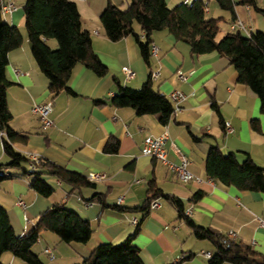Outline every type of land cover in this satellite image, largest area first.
Returning <instances> with one entry per match:
<instances>
[{"label": "crops", "instance_id": "0c3cea01", "mask_svg": "<svg viewBox=\"0 0 264 264\" xmlns=\"http://www.w3.org/2000/svg\"><path fill=\"white\" fill-rule=\"evenodd\" d=\"M75 1L84 28L92 34L93 49L109 70L100 77L78 63L69 80L74 93L63 90L54 96L49 90L50 80L31 50L23 12L25 0H4V4L12 2L17 6V10L3 13L4 19L18 26L24 37L23 45L10 53L7 67V76L13 82L8 88V105L13 115L11 126L28 135L25 142H17L14 147L25 155L37 153L70 171L84 175L102 173L105 178L94 181L95 186L73 188L53 175L44 174L45 179L51 176L60 187L58 191L46 179L54 192L44 196L31 188V176L20 168L3 169L11 176L0 181V203L8 209L16 233H28L42 212L62 202L90 220L94 234L85 244L72 242L67 246L60 243L56 233L43 230L32 250L38 255L42 250L54 263H79L90 256L97 245L120 244L139 227L133 243L147 264H210L211 256L207 252L213 255L214 245L210 240L195 237L172 203L159 197V208H146L150 183L154 181L164 193L180 198L186 210L192 208L190 218L197 224L228 236L234 231L237 235L232 238L264 254V226L261 224L264 222V191L239 190L210 178L206 170L207 155L214 145L224 154L235 153L240 162L251 157L264 167V112L259 96L239 81V73L228 57L218 52L194 55L187 42L177 40L168 30L156 31L152 36L158 53L152 56L150 68L134 35L118 41L107 36L101 15L109 0ZM111 1L121 7L128 5L127 0ZM192 1L167 0L171 7ZM258 2L264 8V0ZM235 11L236 21L246 28L243 32H264L262 12L243 4L236 5ZM207 15L221 18L218 38L232 31L235 24L232 14L223 10L216 0H208ZM135 30L144 35L137 22ZM53 42L49 40L50 45ZM124 66L131 67L135 75L128 77ZM179 70L189 75L187 81L178 78ZM151 71L159 73L154 79L159 91L168 97L176 90L188 96L168 124L160 122L156 115H139L132 107L111 104V97L118 91L115 77L124 85L140 88ZM213 101L218 104L219 113L212 107ZM48 102H52L53 124L44 128L32 108ZM253 121L257 122V128ZM164 135L169 161L180 164L186 159L188 169L194 174L191 181H180L166 163L143 154L147 136ZM112 137L120 142L117 153L105 150ZM9 161L0 133V164ZM199 191L202 196L195 199ZM96 193L104 194L106 205L98 201L87 203L86 199ZM20 200L24 204H20ZM134 217L139 219L137 225L131 222ZM56 246L61 254L51 259L46 249L54 251ZM1 262L28 264L12 252H5Z\"/></svg>", "mask_w": 264, "mask_h": 264}, {"label": "trees", "instance_id": "16d2710c", "mask_svg": "<svg viewBox=\"0 0 264 264\" xmlns=\"http://www.w3.org/2000/svg\"><path fill=\"white\" fill-rule=\"evenodd\" d=\"M127 1L128 5L121 7L109 0L101 15L102 25L111 40L118 41L127 35H134L144 61L150 68L153 56L152 36L160 30H168L177 40L187 42L194 55L218 52L228 57L239 73V81L248 85L259 96L261 110L264 112L263 31L246 34L236 29L218 38L221 18L209 17L208 2L203 0L182 2L173 7L169 6L167 0ZM216 1L223 10L232 14L234 21L237 20L235 7L238 4L248 5L264 14V8L258 0ZM3 4L4 0H0V133L3 136L4 152L10 157V161L0 164V181L11 176L8 171H3L11 167L20 168L23 173L31 176V188L44 196H50L54 192V187L47 182L44 174L53 175L73 188L95 186V182L87 175L70 171L43 157L33 161L14 147L17 142H25L28 135L11 126L13 115L8 105V88L13 82L7 76V67L10 53L23 45L24 37L18 26L4 19ZM23 12L33 56L49 78V90L54 96L63 90L74 93L69 80L78 63L92 69L100 77L108 73V66L93 49L92 34L84 28L75 0H25ZM136 22L140 24L144 35L135 30ZM50 39L57 40L56 47L50 45ZM152 72L140 88L124 85L115 77L118 91L111 97V104L116 107H132L139 115H156L160 122L168 124L175 113V107L166 94L155 88ZM212 107L219 113V106L215 101L212 102ZM253 126L257 128L256 121H253ZM119 146V140L112 137L105 150L117 153ZM206 170L210 178L239 190L264 191V167L259 166L251 157L240 162L235 153L224 154L219 146L214 145L207 155ZM149 192L146 208L150 207L153 199L163 197L175 206L179 217L187 222L195 237L212 242L215 250L209 260L210 264H264V254L255 250L252 245L197 224L185 214L184 202L174 195L164 193L154 181L150 183ZM201 196L202 192L199 191L194 198L199 199ZM86 201L89 204L98 201L106 205L102 193H96ZM43 230L56 233L66 243L85 244L94 234L90 220L67 208L64 203L57 202L39 215L32 230L18 235L8 209L0 203V264L5 252H12L28 264H45L32 250ZM138 230L139 227L120 244L97 245L90 256L75 264H147L140 249L133 243Z\"/></svg>", "mask_w": 264, "mask_h": 264}, {"label": "built area", "instance_id": "2783aa9c", "mask_svg": "<svg viewBox=\"0 0 264 264\" xmlns=\"http://www.w3.org/2000/svg\"><path fill=\"white\" fill-rule=\"evenodd\" d=\"M204 2H208V0H203ZM3 12H9V11H14L17 10V6L12 3V2H7L6 4H3ZM232 31L236 29H240L242 31H246V28L242 22L235 21V24L232 25L231 27ZM151 51L153 55H157L158 53V47L152 43L151 44ZM123 70L127 74L128 77H133L135 75L133 69L129 66H124ZM159 76V73L157 71L152 72V78L156 79ZM177 76L181 81H187L189 75L182 72L181 70L177 71ZM187 94L184 93L183 91H173L169 98L174 104L175 107V112L181 110V103L187 99ZM32 111L34 114L38 115L44 128H48L53 124V121L50 119V113L52 111V102L48 103H41V104H35L32 108ZM228 129H230V124H228ZM166 140L167 137L164 136H159V137H154V136H147L144 139L143 147H142V152L144 155L152 156L158 160H160L163 163H166L173 171H175L178 179L182 182H189L194 178V174L188 169L187 167V160L183 159V161L180 164L173 163L169 161L167 154V148H166ZM27 156L33 160V161H38L39 160V155L34 152H28ZM88 178L91 181H97L105 178V174L102 173H96V172H91L88 175ZM20 204H24L23 201L20 200ZM161 206V201L156 198L151 201V209H156ZM193 209L189 208L185 211V214L188 217L192 216ZM133 225H137L139 223V219L134 217L131 220ZM261 224L264 226V222L261 221ZM237 235L236 232L230 231L229 236L235 237ZM46 252L50 255L51 259H55V254L52 251V249L48 248L46 249ZM208 256H212V253L209 251L207 252Z\"/></svg>", "mask_w": 264, "mask_h": 264}, {"label": "rangeland", "instance_id": "374dc122", "mask_svg": "<svg viewBox=\"0 0 264 264\" xmlns=\"http://www.w3.org/2000/svg\"><path fill=\"white\" fill-rule=\"evenodd\" d=\"M53 45H51V46H53V47H56L57 46V40H55V39H53ZM5 160V159H4ZM9 168H11V167H9ZM11 169H13V168H11ZM46 179L48 180V181H50L51 183H52V185L54 186V187H56L57 189H58V191H60V187L57 185V184H55V181H53V180H51L52 179V177L51 176H49V177H46ZM50 183V184H51ZM60 243H62V244H64V245H69L68 243H66V242H62V241H60ZM54 254H55V256H57V257H59L60 256V251L59 250H57V246H56V248H54ZM35 253H37V252H35ZM39 256H40V258L42 259V261L45 263V264H49L48 262L50 261L51 263H54L53 261L54 260H49L48 258V256H47V254H45L42 250H40L39 251ZM54 264H57V263H54Z\"/></svg>", "mask_w": 264, "mask_h": 264}]
</instances>
